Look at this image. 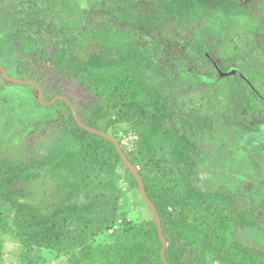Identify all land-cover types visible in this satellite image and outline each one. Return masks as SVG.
I'll return each instance as SVG.
<instances>
[{"label": "rangeland", "instance_id": "obj_1", "mask_svg": "<svg viewBox=\"0 0 264 264\" xmlns=\"http://www.w3.org/2000/svg\"><path fill=\"white\" fill-rule=\"evenodd\" d=\"M28 38L46 41L50 53L58 42L70 41L63 56L70 62L105 56L103 63L93 62L98 70L122 60L131 45L148 55V81L166 98L168 112L177 114L174 122L149 117L148 126L161 141L176 125L190 150L168 152V162L158 165L128 124L109 134L127 158L131 152L138 159L133 166L147 184L159 166L173 164L176 172L185 169L182 177L192 187L230 199L228 215L257 217L253 227L230 222V243L264 261V0H0L5 72L37 83L46 103L69 99L87 118L85 107L97 98L69 70L61 73L43 58L35 63L36 52L25 47ZM233 70L244 78L221 76ZM56 103L44 105L35 87L14 84L0 72V264L110 263L108 248L118 251L131 239L124 237L130 223L155 221L122 161L96 176L100 187L90 184L73 196L71 181L79 183L69 161L81 148L63 127L69 111ZM138 112V121L146 122L145 111ZM194 114L206 126L185 131ZM103 193L111 199H98ZM76 207L79 217L93 218L90 226L71 221ZM113 209V227L92 238L94 225ZM181 242L185 264H221L212 256L200 262L195 248ZM132 249L125 252L129 257Z\"/></svg>", "mask_w": 264, "mask_h": 264}, {"label": "trees", "instance_id": "obj_2", "mask_svg": "<svg viewBox=\"0 0 264 264\" xmlns=\"http://www.w3.org/2000/svg\"><path fill=\"white\" fill-rule=\"evenodd\" d=\"M69 44L71 43L68 40L60 41L57 44L58 47H54L55 51L50 53L46 41L28 38V45L25 47L36 52L35 63H42L40 58H43L51 63V67L61 73H66L69 70L97 98L91 109L85 107L87 118L81 113L79 114L80 120L86 126L109 134V129L128 124L134 131L132 136L136 141L143 143L142 148L152 151L155 155L152 156L156 157L158 165L168 162L166 160L168 152L175 151L182 154L190 150L188 149L191 146L190 142L184 141L185 138L180 136L182 131L176 125H172L164 134L159 130L163 136L161 141L159 140L160 135H155L158 130L148 126L151 121L149 117L162 120L170 119L174 122L177 116V114L168 112L166 98L159 95V92L148 81L149 78L145 74L151 69L148 55L136 48L135 45H131L124 53L122 60H112L103 65L101 70H98L95 68V64L103 63L105 56H98V54L87 62H70L71 60L67 61L63 57L69 49L66 45ZM52 45L54 46V44ZM25 47L23 44L21 45L22 50L26 49ZM130 103L134 106H131ZM60 104L69 111L67 117L63 119L65 133L73 137L77 146L81 148L79 153L69 161L76 171H70V173L79 183L76 185L71 181L70 184L74 190L73 196H76L80 190L90 187V184L93 186L96 184L97 186L95 185L94 188L100 187L101 183H94L96 176L101 172H109L112 162L114 163V160L121 161V158L110 141L82 129L76 123L71 108L66 102L58 101L54 107ZM140 109L145 111L142 117L147 118L146 122H139L137 119L140 116L138 112ZM102 122L105 123L104 127L99 126ZM189 125V128H184L185 131H190L196 126H206L205 122L201 123L195 114L194 123ZM118 143L122 147L121 142L118 141ZM137 146L139 145L137 144ZM129 153L128 160L132 164H137L138 159L133 153ZM109 161L111 162L109 163ZM173 166V164H170V167L165 164L159 166V178L154 179L152 184H147L140 175L145 183L148 196L156 206L162 221L164 237L168 243L166 258L169 264H185L182 262L185 252L182 249L181 240H186L195 248L200 262L212 256L216 257L221 264H264V261L256 259V254L242 251L239 246L230 243V222L233 221L242 227H253L257 217L244 212L228 215L227 203L230 199L226 200L215 193L192 187V182L186 183L188 180L186 181L182 177L185 175V169L176 172L172 168ZM108 188L109 186L104 189ZM98 197V199H105V197L111 199L105 193ZM169 207L172 209L171 213L167 212ZM78 208L76 207L75 211L77 215L73 216L71 221L80 226L84 224L90 226L93 218L91 216L79 217ZM91 209L97 210L94 205ZM116 220V210L113 209L111 214L107 213L103 216V221L94 225L95 229L91 230V237L96 238L99 234L109 230ZM126 233L127 235L124 237L131 239L122 244L118 251L109 247L106 258L110 263L106 264H130L131 261L132 264H149L147 261L150 259L155 264H164L161 258L163 245L155 221L149 225L140 226L130 223ZM143 245L144 247L139 249ZM130 246L136 248L132 249V257L125 253ZM113 250L116 251L117 256L112 255ZM136 251L139 254L135 255ZM98 259L101 258L98 257Z\"/></svg>", "mask_w": 264, "mask_h": 264}, {"label": "water", "instance_id": "obj_3", "mask_svg": "<svg viewBox=\"0 0 264 264\" xmlns=\"http://www.w3.org/2000/svg\"><path fill=\"white\" fill-rule=\"evenodd\" d=\"M0 72L2 74V76L13 82L14 84H18V85H24V86H32V87H35L38 91V94H39V99L40 101L46 105V106H51L53 105L54 103H56L57 101H64L66 102L70 108H71V111L73 113V116H74V119L76 121V123L84 130L94 134V135H97V136H100L108 141H110L114 146L115 148L117 149V152L121 158V161L123 162V164L126 166V168L129 170L130 174L133 176V178L135 179V181L137 182L138 186H139V189H140V192H141V195L144 199V201L147 203V205L149 206L150 210L152 211V214L154 216V220L157 224V227H158V234H159V238L162 242V251H161V258H162V261L164 264H169L167 258H166V250H167V247H168V243H167V240L166 238L164 237V233H163V226H162V221H161V218L159 216V213H158V210L156 208V206L154 205V203L151 201V199L149 198L148 196V193L146 191V187H145V183L142 179V177L140 176V174H138V172L136 171V168L133 166V164L128 160L127 156L125 155L122 147L120 146V144L118 143V141L113 137L111 136L110 134H107L105 132H102V131H98L96 129H93V128H90L88 126H86L79 118V115H78V112L74 106V104L67 98L65 97H57L55 98L52 102L50 103H46L44 102L43 100V97H42V90L40 88V86L37 84V83H34V82H26V81H21V80H18V79H14L12 77H10L4 70V68L0 65ZM221 76H240L241 78H244V76L242 74H240L237 70H233L229 73H221Z\"/></svg>", "mask_w": 264, "mask_h": 264}]
</instances>
